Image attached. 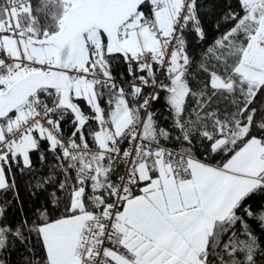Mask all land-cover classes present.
<instances>
[{"label":"snow or ice","instance_id":"snow-or-ice-1","mask_svg":"<svg viewBox=\"0 0 264 264\" xmlns=\"http://www.w3.org/2000/svg\"><path fill=\"white\" fill-rule=\"evenodd\" d=\"M0 264H264V0H0Z\"/></svg>","mask_w":264,"mask_h":264},{"label":"trees","instance_id":"trees-1","mask_svg":"<svg viewBox=\"0 0 264 264\" xmlns=\"http://www.w3.org/2000/svg\"><path fill=\"white\" fill-rule=\"evenodd\" d=\"M218 2H223V0H218ZM210 21H211V18H209V32H210V36H214L215 35V29L211 26V22ZM121 70H123V69H121ZM157 107H159V105ZM162 123H164V122L162 121ZM21 195H22V197H24L25 200L27 199V194L23 190L21 191Z\"/></svg>","mask_w":264,"mask_h":264}]
</instances>
